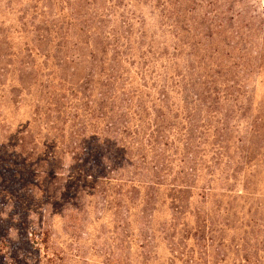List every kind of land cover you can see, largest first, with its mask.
<instances>
[{
	"label": "trees",
	"instance_id": "16d2710c",
	"mask_svg": "<svg viewBox=\"0 0 264 264\" xmlns=\"http://www.w3.org/2000/svg\"><path fill=\"white\" fill-rule=\"evenodd\" d=\"M133 2L0 0V169L16 168L1 166L15 157L30 172L168 193L172 205L176 189L201 179L208 136L206 170L219 169L231 113L236 126L251 108L238 99L242 79L264 73V22L231 9L224 20L197 15L180 0ZM214 222L186 235L202 241L203 264H264V239H228L229 221Z\"/></svg>",
	"mask_w": 264,
	"mask_h": 264
},
{
	"label": "rangeland",
	"instance_id": "374dc122",
	"mask_svg": "<svg viewBox=\"0 0 264 264\" xmlns=\"http://www.w3.org/2000/svg\"><path fill=\"white\" fill-rule=\"evenodd\" d=\"M180 1L197 15L212 11L224 20L231 9L240 21L264 22V0ZM129 9L150 15L139 5ZM8 18L16 24L15 16ZM239 24L234 22L235 30ZM240 87L238 99L248 100L250 110L238 128L236 107L231 113L232 140L213 176L206 170L213 157L208 136L203 175L193 189H176L178 205L170 204L168 193L157 197L138 187L127 193L115 182L30 172L23 159L5 158L1 166L18 169H0V264H203L202 241L186 235L214 221H229L228 239L247 235L263 240L264 73L245 77ZM47 160L45 167H56L57 162ZM229 160L238 167L234 174ZM15 161L19 165H11ZM246 225L256 229L251 232Z\"/></svg>",
	"mask_w": 264,
	"mask_h": 264
}]
</instances>
